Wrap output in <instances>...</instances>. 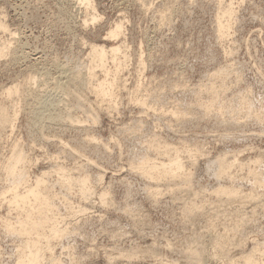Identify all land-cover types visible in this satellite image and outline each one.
I'll return each mask as SVG.
<instances>
[{
	"label": "rangeland",
	"instance_id": "374dc122",
	"mask_svg": "<svg viewBox=\"0 0 264 264\" xmlns=\"http://www.w3.org/2000/svg\"><path fill=\"white\" fill-rule=\"evenodd\" d=\"M169 2L174 4L176 9L170 21L164 23L159 18V10ZM230 2L235 11L233 22L224 39L221 40L216 35V12L219 5ZM90 6L85 7L78 0H0V21L5 26L0 27V44L6 45L5 51L0 53V104L9 103L10 106L12 104L11 108L7 104L9 112L14 107H16V111L19 110L18 114H15L16 118L13 119L14 123L11 127L4 126L7 128L5 130H3L4 127L0 128V159L2 158L0 170L3 169L4 161L12 157L13 148L11 146L13 147V145L11 143H16L14 149L17 148L23 152V155H26L24 170L27 172L25 176L28 184L34 183L36 176H41L47 180L45 184L48 186L53 184V191L57 190L56 192L59 194L66 193L67 196L69 191H63V187L56 181L57 176L54 168L57 163L64 165V170L72 175H76L81 170L83 172L85 169L84 172L92 174L90 176L93 178L96 176L93 174L97 173L103 176L102 180L96 184L93 179L92 183L93 186H96L94 189L97 190V193L90 194V198L84 199L77 196L76 186L69 192L70 194L68 193L70 204L73 203L74 206L78 203L83 204L82 206L85 208L83 207L82 212L80 210L73 212L71 209L73 212L71 214L72 212L68 207V209L66 208L64 203L61 206V202L59 205L58 199H55V210H58L59 219H61L59 220L60 225L68 226V231L58 240H53L54 246L52 245L51 250L53 252L47 250L41 264H169L173 261L174 263L171 264H182V261L186 260L182 258V254L186 251L188 253V250H184L188 249V246L186 248L189 243L186 241L188 238L194 245L197 243L195 246L201 245L198 243L201 238L198 237L197 242L192 240L197 236L204 237L205 239L202 238L204 243L209 242L208 228L206 230L207 222H209L207 220L210 217L214 218L216 213L219 214L216 216L217 218H210L211 221L214 220V226L217 225L215 230L223 231L225 223L232 222L236 218L235 213H237L241 219L244 236L241 237L242 241L230 246L231 251L228 250L226 258L215 257V260L209 258L208 264H226L233 256L239 257L242 250L253 251L258 244L259 248H257L262 253H255L258 250L255 249L253 255L255 258L257 257V260L264 261V249L260 245L264 239V206H262L264 205V189L260 186H252L251 175L247 171L248 166L255 167L264 176V0H91ZM93 14L94 18H92ZM117 23H120L119 34L109 35V31ZM92 43L104 44L107 48L111 45L122 44V52H125V57L121 56L122 64L117 71L116 83L118 85L115 89L118 92L115 90L117 97L116 100H113L116 101L115 107L112 104L113 109L109 106V110L107 107L109 103L104 101L102 103L97 97L96 100L95 94L86 90L88 96L83 97L84 106L78 107L79 109L73 107L74 110L70 108L80 119L79 122H76L78 126L66 117V120L64 118L61 121L62 123H56L62 128L56 124L53 125L59 128L56 126L55 128L51 124L48 127L47 124L42 132H37L38 129L31 127L30 121L28 122L30 115L25 99L21 104L22 99L20 98L24 96H13L14 100H12L11 97L8 98L3 93L4 88L14 81L21 82L22 77H27L25 75L34 70L30 67L38 63L33 72L35 81L29 83V86H36L35 89L41 87L43 90L46 88L48 97H53L55 100L59 99L61 94V100H59L62 106L59 104V107H63V104L69 101L64 97L68 96V99L73 102L69 98L72 96V91L69 92L71 96L67 94L68 92L66 96H62V92L58 88L57 90L51 88L52 85L55 87V83L52 84V81L57 82L64 76L62 73H58L61 63L68 62L66 67V63H63L64 68L71 66L74 62L85 64L88 61ZM11 48H20L23 57L21 55L20 59L17 58L14 61L9 53ZM109 58L107 57L105 63L109 69H113V63L108 61ZM80 64L79 66L84 69V64ZM230 64H232L233 70L229 73L231 75H227L226 78V97L234 98L237 93L248 96L247 99L249 98L253 113L257 112L262 120L251 114L235 112L232 105L229 106L230 108L224 107V112L220 111L219 113L222 115L217 114L218 112L215 110L217 116L214 114V108L209 109L210 112H208V109L193 105L192 101L196 100L195 96L201 95L204 99L206 98L205 93L203 95L202 93L196 94L195 89L209 80L211 71ZM100 71L97 67L95 77L102 76L103 72ZM55 77H58L57 81H54ZM63 79L64 77L61 81ZM136 84L140 85L136 97H145L150 108L147 103L146 109L145 104L139 103L140 100L130 98L131 90L133 91ZM55 92L58 93L56 98ZM4 101L6 102L4 103ZM13 101L15 102L14 107ZM232 101L234 102V100ZM62 102L64 103L62 104ZM94 102L97 103V107L101 104L106 107L102 108L101 105L102 109L96 108L93 105ZM154 105L157 109L162 107L163 111L158 112L159 110ZM175 107L180 109V113H184L181 115L182 118L171 115L172 113L168 109ZM214 115L221 118L217 119ZM229 115L236 116L238 123L229 121L232 124L230 125L226 122L228 120L223 122L222 118H229ZM92 117L95 118L92 119ZM221 119L224 124H220ZM67 120L69 124L71 123L70 126L65 124L68 123ZM234 124L236 125L234 126ZM68 126L69 128H67ZM35 131L42 135L36 134ZM149 132L150 134H148ZM153 132L173 145L186 144L187 147L195 148L192 150L193 152L198 149L195 152L197 153L196 158H193L196 161L189 160L191 157L189 158L186 152L181 151L184 156L181 157L186 159L184 167L191 171L190 184H184L177 178L173 182L171 180H149L142 177L135 169H131L130 160L143 153L153 155L154 152L152 151V153L147 148L148 151L145 152V142L140 141L142 134L146 135L144 137H148ZM44 134L46 138H43ZM130 134L132 136H129ZM90 135L95 137V140L92 138L93 140L89 141ZM144 137H142L143 140ZM93 141L100 145L96 146ZM91 144L95 145L96 149ZM70 149H75V154ZM155 155L157 154L154 153L153 156ZM220 155H225L228 160L233 157L237 158L230 170L231 174H234V176L231 175V179L230 175L226 173L227 176H222L223 174L217 176L215 172L213 174L217 166L216 159ZM162 156L160 154L158 158ZM165 157L164 155L162 158L165 159ZM187 158L189 159L187 160ZM237 161L243 162L242 167L236 165ZM81 163L80 169L78 166L80 167ZM2 172L3 170L0 171V192L3 191L5 181H7L6 178L3 181ZM8 181L10 182V179ZM8 181L7 183H9ZM24 184L20 181L17 188L22 190ZM182 184L184 188L181 187ZM217 184L234 185L239 188L238 191L243 193L254 188V199L253 201L249 200L250 203L245 201L243 204L240 201L228 202L226 204H231L228 206L231 212L227 210L228 214L223 213L227 209L225 204L223 205L225 206L224 210L220 209L222 211L217 210L212 214L208 210L215 211L212 206L216 202L222 203L218 200L225 197L215 195L217 200L210 193L213 188L218 186ZM148 186L149 188H160V193L149 194L153 195L152 197L155 199L148 195ZM176 186H178L177 189ZM105 187L108 193L104 197V201H101L98 192ZM8 193L0 194V223H2L3 218L1 217L4 214L10 219L11 215H14L12 220H15L16 209L7 203V197H5ZM200 194L201 196L204 194V196L200 197ZM192 195L195 197V205L191 208L193 213H187L186 207L183 206L194 202L190 199ZM259 197L260 199H258ZM199 201H203L205 207ZM198 203L204 208L200 207ZM195 207L197 208L195 209ZM252 207L255 208V211ZM181 208L184 210L181 211ZM202 210L205 211L207 217L204 216L205 214L203 215ZM184 211L187 217L181 215L184 214ZM218 211L220 212L218 213ZM208 212L213 216H209ZM230 213L235 215L233 219L230 218ZM192 214L194 216H191ZM223 216L226 218L224 219ZM192 218L196 221H193ZM184 221H191V223ZM247 221L249 222L246 224ZM2 230L3 227L0 225V264H13L16 258L15 245L18 244L19 238ZM181 240H185V242L181 243ZM193 244L192 246H194ZM208 244L206 243L207 246H209ZM182 248L184 251L181 250ZM176 249L181 250L182 254H179ZM50 253L54 255H51L52 258L57 259L51 260ZM236 262L239 263V261ZM262 263L264 264V262Z\"/></svg>",
	"mask_w": 264,
	"mask_h": 264
},
{
	"label": "bare ground",
	"instance_id": "6f19581e",
	"mask_svg": "<svg viewBox=\"0 0 264 264\" xmlns=\"http://www.w3.org/2000/svg\"><path fill=\"white\" fill-rule=\"evenodd\" d=\"M78 1L80 2V4H84L85 7L86 6L89 7L91 5V0H78ZM169 1H171V0H169ZM139 2H141V1H139ZM164 6H162L163 8L161 7L162 8L161 10H159V18H160V20L162 22L165 23V22L170 21V18L172 17V14H173V12H175L174 10L176 8L174 7V4L172 5V4H170V2L168 4H166V5L164 4ZM234 12L235 11H234V8H233L231 2L230 3H225V4H222V5H219L218 11L216 12V17H215L216 35H217L218 39H221V40L224 39V36L226 35L229 27L231 26V24L233 22V15H234L233 13ZM94 17L95 16L93 14L92 15V18H94ZM0 27H5L4 26V23L1 22V21H0ZM119 32H120V23H117L109 31V35L116 36V35L119 34ZM121 46H122V44H115V45H111V46H109L107 48L104 44L92 43L90 45V50H89V54H88V61L85 64L82 63V64H84L83 65L84 69L81 68L82 66H79L80 63L78 64V62L77 63L74 62L71 66H69L67 68H64V66H63V63L64 62L60 64V66L62 68L59 66L58 73L59 72L62 73V75H64L63 76L64 79L61 81V79L63 77H62V75L59 74L62 78L60 79V76H59V79L60 80H58V77H55V80L54 81H57V80L58 81L57 82H53L52 81V84L55 83V87H54V85H52L53 87H51V88L52 89L55 88L56 90L58 88V90L60 92H62V96H64V95L66 96L67 94H70L69 92L72 91L71 92L72 93V96L70 94L71 97H69V98H71L73 100V102H71L70 99H68V96H67V97H64V98H67V101L69 100L71 103L69 101L68 102L66 101L67 103H64L65 100H63V97H62V100L64 101V102H62V104L63 103L65 104V105L63 104V107H61L62 105L60 104V102H61L60 101L61 100V94H60V92H59V94H60V96H59L60 98L59 99L60 100L58 98H57V100H55L53 97L52 98H49L48 97L46 88H44L45 90H43L41 87H38L39 89H35L34 87H36V86H29V83H33L35 81V73H33V72L35 70V66L38 63L35 64V66H33V64H32L33 67H30L31 69L34 68V70H32V72H29L28 74L26 73L27 75L24 74L27 77H22L21 82L20 81H17V82L14 81L15 83L13 82L11 85H8L6 88H4L3 93L5 95H7L8 98L11 97V99L13 98V96H17V95H19V97H20V95H22L21 97L24 96L23 98H20V99H22L21 104H23V101H24L23 99H25V101H26L25 104H28V108H29L28 111L30 112V113L28 112V114L30 115V119H28V122L30 121L31 127L38 129L37 132H42V130L44 129L45 125H47V124H48V127H49V124L53 125V124L59 123L62 120H64V118L66 120V117H67V119L70 122H73L74 121L75 124H77L76 122H79L80 119L77 118V116L74 114V111L72 112V110L70 108L73 109V107H74L76 109V107H77V109H79L78 107L81 108V106L82 107L84 106L85 100L83 102V97L88 96L86 94V92H85L86 90H89L91 93H94L95 94L94 95L95 97L94 96L93 97L95 99H96V97H97V99L99 98V101L100 102L104 101L105 103H109L107 105V107H109V106L111 107L112 104H114V107H115L116 101L114 102L113 100H116L115 99L117 97L116 96V93L118 92L115 89V87L118 85L116 83L117 71H118V68H120L121 67V64H122L121 56H124L125 57V55H124L125 52L124 53L122 52ZM5 49H6V45L5 44H0V53L4 52ZM21 51L22 50L20 48H11L9 50V53H10L11 58L14 59V61L17 58L20 59L19 57L22 55L21 54ZM24 54H25V52H24ZM22 57H23V55H22ZM107 57L108 58L110 57L108 61H110V62L112 61V63H113V69H109L107 67V64L105 63V60L107 62ZM12 59H11V61H12ZM56 63H58V62L56 61ZM65 63H64L65 64V67L68 66L67 65L68 62L65 61ZM82 64H80V65H82ZM226 64H228V63H226ZM231 65L232 64H230L229 66H227V65L220 66L219 68H216L213 71H211L212 73L209 75V78H208L209 80H207L205 83H202L199 87H197L195 89V91L197 92L196 94H201L202 93V95H203V93H205V95H207L206 98L204 99L203 96H201V95H197L198 97L195 96L196 100L192 101L193 102V105H197V106L199 105V107H201V108L203 107L206 110L208 109L207 110L208 112H210L209 109H213L214 108V111L216 110L218 112L217 113L215 111L214 114H216V113L219 114L220 111L221 112H224L223 111V108L224 107H229L230 105H232L234 107V109H235V110L233 109L235 112H238V113L239 112H243V113H245L247 115H249V114L254 115L255 118L257 117V119L260 118L259 115H257V112L256 111H255L256 113H253L254 110L251 109V104H250V102L248 100L249 98L247 99L248 96H245L242 93H239V94L237 93V95L234 96V98L226 97L225 92H226L227 86H226L225 83H226V80H227L226 78L228 77L227 75L230 76L231 74H229V73H230L231 70H233V68H231ZM55 67H56V65H55ZM97 67H98L99 71L101 70L100 71L101 73L103 72L101 77H99V76L98 77H95L96 76L95 75V71H96V68ZM41 68H42V66H41ZM60 68H61V70H60ZM111 71H113V72H111ZM97 73H98V71H97ZM56 78H57V80H56ZM45 82H43L44 83L43 85H45ZM179 84H181V83H179ZM139 87H140V85L138 86L136 84V87H134L133 91L131 90L130 98L131 97H133V99L137 98L138 99L137 101L140 100L139 103L141 102L140 104H145L146 109H147V107H148L149 104L146 102V98L145 97H141V96L140 97L139 96L136 97ZM55 89H53V90H55ZM90 92H89V94H90ZM55 93H56L55 94L56 95L55 98H56V97H58V95H57L58 93L57 92H55ZM63 93H65V94H63ZM157 95H158V93H157ZM5 98H7V97H5ZM94 98H92V99H94ZM95 99H94V101H95ZM133 99H131V100L133 101ZM6 100H8V99H6ZM12 100H14V99H12ZM12 100H9V101H12ZM16 100L17 99H15V101ZM58 100H59V103L57 102ZM232 100H234V102ZM0 102H1V100H0ZM5 102L6 101H4V103ZM86 102H88V101H86ZM95 102H94L93 105H95L96 108H98V107L100 108V106L102 104L99 102L101 105L98 103V105H100V106L97 107V105H96L97 103L95 104ZM146 103L148 105H146ZM7 104H9V103H7ZM7 104L6 105L0 104V126H2V127H0L1 129H3L4 126H6V127L10 126L11 127V125H13V123H14V120L13 119H15L16 118V115L18 114L17 111L19 112V110L17 109V111H16V107H14L15 102L13 104V107L14 108L11 110V112H9L10 109H8V105ZM59 104L61 105L60 107L58 106ZM9 106H10V104H9ZM11 106H12V104H11ZM11 106L9 108H11ZM16 106L18 107V105H16ZM26 107H27V105H26ZM105 107L106 106H103L102 105V108H105ZM110 107H109V110H110ZM150 107L151 106L149 105L148 108H150ZM154 107H155V105H154ZM18 108H20V106ZM102 108H100V109H102ZM152 108H153V106H152ZM23 109H24V106H23ZM111 109H113V107H111ZM160 109H157V110H159L158 112L163 111L162 110L163 109L162 107ZM109 110H108V112H109ZM168 110L170 111V113H172L171 114L172 116L175 115L176 117H179V116L181 117V115L184 114L183 112L180 113V109L179 108H176V107L175 108H169ZM228 111H230V110H228ZM230 112H233V111H230ZM205 113H206V111H205ZM217 114H216V116H217ZM219 115H222V113L219 114ZM229 116H230L229 118L228 117H224L225 119L222 118L223 119V122L226 121V120H228V121H226L228 124H230V123H238V121L236 119L237 118L236 116H234V115H229ZM94 118L95 117H92V119H94ZM219 118H221V117H219ZM219 118H217V119H219ZM222 119L220 120L221 121L220 124L222 123ZM260 119L262 120V118H260ZM68 120H67V122H68ZM229 121H231V122L229 123ZM226 122H225V125H226ZM65 124H69V122L68 123H65ZM222 124H224V123H222ZM56 125H58V124H56ZM56 125H53V126L55 127ZM70 125H71V123L69 124V126ZM230 125H232V124H230ZM235 125L236 124H234V126ZM53 126H52V128H53ZM69 126L67 128H69ZM74 126L76 127V125H74ZM77 126H78V124H77ZM59 127H57V128H59ZM61 128H62V126H61ZM78 128H80V127H78ZM5 129H7V128L4 127L3 130H5ZM54 129H52V130H54ZM9 130H11V129H9ZM12 130H13V128H12ZM37 132H36V134L42 135L41 133H37ZM147 132H145V133H147ZM150 132L148 134H150ZM142 135L141 136L144 137L145 134H142ZM129 136H132V134H130ZM44 137L46 138L45 134L43 135V138ZM90 137H91V135H90ZM90 137H88L90 139L89 141H91L92 138L93 139L95 138V137H91V138ZM142 137H141L142 140H140V141L141 142L142 141L145 142V145H146L145 150L147 148V149H149V151H151V152L153 151L157 155L153 156L154 155L153 152H152L153 155H151V153H143V154L139 155L138 157L130 160L131 169L132 168L135 169L137 172L140 173V175L142 177H146L149 180H154V181H158V180H167V181L169 180L170 181L171 180L173 182L177 178V179H180V181L182 180V182L184 184L185 183H189L190 184L191 181H189V180H190V177H191L190 176L191 175L190 174L191 171H189V169L187 170V168L184 167L186 165V164L184 165V162H185L186 159L184 160V158H182L184 156H182L181 151L186 152V154H187V156L189 158L191 157L190 159L187 158V160L188 159L189 160H191V159L193 160V158H196L195 155L197 153H195V152H197L198 149L193 152L192 150L195 149V148L187 147L186 144H181V145H179V144L178 145H175L174 144L173 145L170 142H167V141L163 140L162 137H160L159 135L155 134L154 132H153V134L148 135V137H144V140H143ZM88 138H87V140H88ZM93 143H94V141H93ZM15 144L16 143H13V144L11 143V145H13V147L11 146V148H13V153L11 152L12 153L11 154L12 157L10 156L11 159L8 158L7 161H4V163H3L4 166L2 167L3 168L2 169L3 170L2 173L4 175L3 176L4 177L3 178V181H5L4 179L6 178L7 181H8V179H10V182L8 181L9 183H7V181H5L7 185L6 184H5L6 186L4 185V189H3V191H1L3 194L1 192H0V194L4 195V192H7V193L9 192L5 197H7V203L16 209V212H15L16 215H15V220H12L14 218L13 217L14 215H11V219H10V218H8L4 214V216L1 217L3 219H2V223H0V225H2L3 230H4L5 233H8V234L14 236L15 238L16 237L19 238L18 239L19 242L16 241L18 244L15 245L16 246V249H15V253H16V256L15 257L16 258H15V261L13 262V264H41V262L43 261V258L45 257V252L47 250H48V252H51V253L53 252V251H51L52 248H53L52 247L53 240L54 239H57L58 240L59 238H61V236L64 235L65 232L68 231V229H67L68 226L67 227H63L62 225H60V221L59 220H61V219H59L60 216L58 215V212H57L58 210L57 211L55 210V205H56L55 199L56 198L58 199L59 205H60V202H61V204L64 203L65 206H66V208L68 207L70 209V211L72 209L73 212L74 211L75 212L76 211L78 212L79 210H80V212H82L81 210L84 207V206H82L83 204L81 205V204L78 203L75 206H74L73 203L70 204L71 203L70 198L67 197V196H70L69 195L70 194L69 192H71V190L73 189V187L76 186V190L79 193V195L77 193V196H79L81 198L83 197L84 199H86L87 197H89L90 194H93L94 192L97 191V190L95 191V189H94V187L96 188V186L95 185L93 186V183H92L93 179H94L93 182H95L94 184H96V183H98L99 180H102V177L103 176H102V174H98L97 173V174H93V175H96L95 178H93V177L90 176L92 174H89L88 172H84V171H86L85 169H84L83 172H81L82 171L81 170L79 173L77 172L76 175H72L70 172L68 173V172H66V170H64V168H65L64 165L62 166V165H60V164L57 163V165L54 168V171L56 172V176H57L56 177L57 178L56 181H57V183L61 187H63V191L64 190H65V192L69 191V192H67V196L65 195L66 193L65 194H63V193L62 194H59V192L57 193L56 192L57 190H55V189H54L55 191H53L52 190V185L53 184L51 186L49 185L50 186L49 187L47 184H45V181H47V180H44L43 177H41V176H36L35 179H34V183L28 184V181L26 180L27 177L25 176L27 174V172H25V170H24V168H25L24 161L26 160V155H23V152L21 150H18L17 148L14 149L16 147ZM94 144H96V142ZM99 145L96 144V146H99ZM91 146H92V144H91ZM92 147L95 148V145L92 146ZM106 147H108V146L106 145ZM70 150H72L73 154H75V152H74L75 149H70ZM92 150H94V149L92 148ZM147 151L148 150H146L145 152H147ZM78 152H79V150H78ZM95 152H97V151H95ZM198 153H200V152H198ZM160 154H162L163 156L165 155L166 156L165 159L162 158L163 156L161 158L160 157L158 158V156ZM183 154L186 155L185 153H183ZM187 156H185V157H187ZM4 159H5V157H4ZM215 159H213V160H215ZM236 159H237L236 157H233L232 159H229L228 160V158L225 155H222V156L220 155L216 159V162H217L216 165L217 166L215 167V169H214L215 171H213V174H214V172L216 173L217 176L218 175H222V174H223L222 176H227L226 174H229L230 175L229 178H230L231 175L233 174V173L231 174L230 170H231V167L235 164L234 162H235ZM254 159H257V158H254ZM213 160H212V162H213ZM193 161H196V160L194 159ZM193 161H192V163H193ZM236 163H237L236 165H240L241 167L243 165V162L242 161H240V162L237 161ZM81 167H82V163H81V166L80 167L78 166V168L81 169ZM2 170H0V171H2ZM247 171L250 172L249 174L251 175V177H250L251 179L250 178H248V179L252 180V182H251L253 184L252 186L253 187L260 186V187H262L264 189V176H262L260 174V171L258 169H256L255 167H251V166H248V170ZM55 172H54V174H55ZM232 176H234V174ZM20 181H21L22 184L25 183L23 185L24 188H22V190L21 189L19 190L17 188L18 183H20ZM53 181H55V180H53ZM177 182H179V181H177ZM189 184H187V185L189 186ZM217 185L218 186L216 188H213V191H211L210 193L213 194V196L218 195V196H221L222 197V195H223L225 197L224 198H219V200H218V198H216L217 196H215V198L218 201H221L222 203L216 202L212 206V208L214 207L213 209L215 211H211V210H208L207 209L208 211L212 212V214H213V212L216 213L217 210H220V209L224 210V207L225 206L227 207V209H225L226 212H223V213L224 214H228V212H227V210H229V207L228 206L231 205V204H229V205L226 204L228 202L229 203H231V202L234 203V201H235V203H236V201H240V203L243 204V202H245V201L246 202H248L249 200L253 201V199H254V191H253L254 188H252L251 190H248V191H246V192L243 193V192L238 191L239 188H237L236 186L231 185V184H229V185H226V184L225 185L224 184H222V185L220 184L219 185V184H217ZM177 187L178 186H176V189H177ZM181 187H183V184L181 185ZM150 188H149V186L147 188L148 195L149 194H154L155 195V193L159 192V189H160V188L157 189L156 187L155 188L152 187L151 189ZM185 188L187 189L188 187H185ZM99 191L100 192H98V195L101 198V201H104V197H106V195L108 193V190L105 187V188H102V190H99ZM181 191H182V189H181ZM190 191H192V189H190ZM160 192H161V190H160ZM177 192H178V190H177ZM196 192H198V191H196ZM201 194H200V197L204 196V194L202 196H201ZM177 195H178V193H177ZM193 195L190 198V199L194 200L193 203H188L189 201L188 202L187 201H183L185 203H188L186 206H183V207H186L187 213L188 212L193 213L192 212L193 209H191V208H193V206L195 205V197L197 196L195 194V197H193ZM149 196H151V195H149ZM152 196H151V198L155 199ZM188 196H186V197H188ZM5 197H3V198H5ZM204 198H206V197H204ZM178 199H180V198H178ZM190 199H188V200H190ZM198 199H201V198L198 197ZM258 199H260V197ZM258 199H256V200H258ZM80 200H82V199H80ZM105 200H107V199L105 198ZM199 202H202L203 203V201H199ZM7 203H6V205H8ZM181 203H182V201H181ZM248 203H250V201ZM64 204H62L61 206H63ZM203 204H204L203 206L205 207V203H203ZM223 205H225V206H223ZM65 206H64V208H65ZM199 206L200 207H203V206H201V204H199ZM262 206H264V205H262ZM197 207H195V209ZM253 209L255 211V208H253ZM183 210H184V208L181 211H183ZM222 210H220V211H222ZM202 211L201 212L204 215L205 214V211L204 210H202ZM220 211H218V213ZM73 212L71 214H73ZM210 212H208V213H210ZM183 213L184 214H181L182 216L185 215V211ZM74 214L76 215V213H74ZM212 214L210 213L209 216H213ZM235 214H236V218L235 219H233V216H235L234 214H231V213L229 214V215H231L230 218H232L233 221L231 222V221L228 220L229 222L228 223L227 222L225 223V227L222 229L223 231H217V230H215L216 229L215 227H217V225L215 224L216 226H214V222H213L214 220L213 221H211L212 219L210 220V218H213V217H210L207 220V221H209V222H207V225H206L207 226L206 227V230L208 228V231H209V236H208L209 237V239H208L209 242L206 241V243H209L208 244L209 246H207L206 243L203 242V239L202 238H204V237H202V236L201 237L200 236H197V237H195V239H192L193 242H194V240H196V242H197L198 237L202 239V241H201V239H199V242L198 243H201V245L199 244L198 246H195L197 243L195 245L193 243H191V241L189 240L190 238H188L186 241L189 242V243L187 242L188 244L191 243V245H188L187 244L186 245V248L188 246V249H184L185 251L188 250V253H186L187 251L185 252L187 254V255H185V258H184V254L185 253L182 254V252H181V250H183V248L180 251H178L177 250L178 248L176 247L177 248L176 249L177 252L179 254H182L183 255V257L182 256L181 257L183 259H186L185 261L184 260L182 261L183 262L182 264H192V263H195V264H208L209 262H207V260H209V258H214V260H215V257H217V258H224L225 256H227L228 250L231 251L230 246L233 245V244L235 245V243H238L241 240V237L244 236L243 233H242V229H241V227H242L241 226V222H240L241 219L239 218V216L237 215V213H235ZM131 215H132V213H131ZM218 215L219 214L216 213L214 215L215 216L214 218H217L216 216H218ZM189 216H190V214H189ZM191 216H194V214H192ZM204 216L207 217L206 214ZM204 216H202V217H204ZM225 216H223L224 219L226 218ZM243 216H241V217H243ZM246 217L249 218L248 216H246ZM193 218H192V220H193ZM141 219L142 218L140 217V220ZM193 221H196V220H193ZM184 222H189V221H184ZM243 222H244V220H243ZM248 222L249 221H247L246 224ZM189 223H191V221ZM193 223H195V222H193ZM185 228H187V227H185ZM206 230H204V231H206ZM8 234H6V235H8ZM194 234L197 235V233H194ZM193 236H191V237L193 238ZM205 237H207V236H205ZM262 239H263V237H262ZM206 240H207V238H206ZM182 241L185 242V240H181V243H182ZM192 244L194 246H192ZM228 244H229V246H228ZM260 245L262 246L261 248L264 249V239H263L262 244H260ZM258 246H259V244L256 246V248H255L256 250L259 248ZM146 248H145V250H146ZM179 248H181V247H179ZM251 249H253V248H251ZM134 250H135V248H134ZM134 250H132V251L135 252ZM147 250H149V249H147ZM254 250L253 251L252 250L250 251V249L249 250H247V249L246 250H242L241 251V254L239 255V257L235 258L233 256L234 258L232 257V259H231V257H229V259H231L232 261L230 260L227 263H230L231 262L232 264L233 263L235 264V263H237L236 261H239V263H237V264H263L262 262H264V261L261 262V261H259L261 259H258L257 260V257L256 258L254 257L255 256V255H253ZM258 250H260V249H258ZM258 250L255 253H258V252L259 253H262L261 250L260 251H258ZM243 251H246V252H243ZM248 251H250V252H248ZM12 253L15 254L14 252H12ZM51 253H50V256H49V257H51V260H56L57 258H55V257L52 258L51 255H53V254H51ZM263 253H264V251H263ZM130 255H131V253L129 254V256ZM132 255H133V253H132ZM49 257H47V258H49ZM260 258H261V256H260ZM235 259H239V260H236L235 261ZM226 260H225V262H226ZM193 261H195V262H193ZM166 262H168V261H166ZM171 263H174V261L171 262ZM171 263H169V264H171ZM178 264H180V263H178Z\"/></svg>",
	"mask_w": 264,
	"mask_h": 264
}]
</instances>
